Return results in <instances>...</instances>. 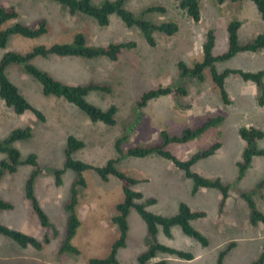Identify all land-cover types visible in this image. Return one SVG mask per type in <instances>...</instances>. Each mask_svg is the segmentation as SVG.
<instances>
[{
  "label": "rangeland",
  "instance_id": "374dc122",
  "mask_svg": "<svg viewBox=\"0 0 264 264\" xmlns=\"http://www.w3.org/2000/svg\"><path fill=\"white\" fill-rule=\"evenodd\" d=\"M105 1L113 0H92V4L100 6ZM8 6H13L18 12L17 22L30 27L44 22L47 33L36 39L9 36L6 49H0V59L7 51L27 53L38 46L49 48L54 44L70 43L78 33L85 37L88 45L135 42L136 48L123 50L116 61L103 57L55 56L37 57L31 61V65L64 84L110 86L109 93L91 91L85 99L101 110L115 107L113 126L93 122L74 105L45 95L42 86L21 66L12 65L5 70L9 81L34 109L43 114L44 120H37L30 111L16 115L0 100V143L15 129L31 128L30 138L12 144L19 152L20 164L14 172L4 170L0 177V199L12 206L9 210L0 211V224L40 241L48 238L49 243L41 250L22 248L0 235V264H88L90 259L106 258L118 239L119 232L112 223V217L115 207L124 198L121 182L115 176L103 181L94 170H85L81 173L85 185L76 186L78 203L75 214L79 227L71 240L79 254L59 252L69 216L65 205L77 179L76 172L64 169V151L69 137L84 144L83 148L72 153L73 160L102 167L114 159L117 170L139 181L133 189L142 193L144 199L156 200L154 204L146 205L148 212L171 217L177 214L180 203L192 211L204 212L205 216L192 221L191 226L207 238V247L184 235L177 226L171 229L170 237L159 229L155 236L158 244L187 252L193 259L181 260L158 253L152 262L216 264L219 255L231 243L235 246L226 253L222 264H253L257 261L264 245V229L249 226L248 209L241 194L250 191L264 178V154L252 158L240 180H237L236 163L245 147L238 129L253 126L264 135V99L259 105L255 85L244 82L238 75H230L225 79L224 87L231 104L225 105L208 69L203 71V80L199 81L182 78L178 68L179 63L192 67L202 61V44L208 31H212L214 36L212 55L225 53L228 48L226 28L233 20L240 22L238 41L241 44L263 32L264 20L255 6L249 0H225L221 5L215 0H199L200 20L194 22L176 8L174 0H124V8L138 19L153 24L169 20L177 23L179 30L172 36L155 32L156 44L153 47L145 42L137 28L126 27L115 15L110 17L107 26H99L94 19L80 13L70 15L63 5L49 0H0V7ZM150 7H161L165 12H146ZM12 23H4L0 30ZM214 66L218 73L225 70L263 71L264 50L239 53ZM158 87H182L186 95L159 97L138 108L142 95ZM209 115H220L223 122L196 140L170 144L166 150L180 160H186L216 141L221 143L214 155L198 161L191 168L205 178H220L230 185L229 197L221 209V196L217 190L201 188L193 194V182L172 162L159 156L120 158L115 150V141L125 133L129 137L122 144L123 149L156 142L162 130L179 134L185 127L201 124ZM256 149L264 151V136L256 142ZM30 156L35 157V165L25 163ZM5 159L6 154L0 153V162ZM58 171L62 172L59 185L56 181ZM34 173L33 194L49 218L51 227L48 230L41 228L31 201L26 198V184ZM252 198L258 208L264 210V188L254 190ZM126 220L125 246L118 250L117 260L119 264H137L138 256L149 247L147 227L134 209L129 210ZM233 222L237 226L233 227Z\"/></svg>",
  "mask_w": 264,
  "mask_h": 264
},
{
  "label": "trees",
  "instance_id": "16d2710c",
  "mask_svg": "<svg viewBox=\"0 0 264 264\" xmlns=\"http://www.w3.org/2000/svg\"><path fill=\"white\" fill-rule=\"evenodd\" d=\"M63 5L70 15L77 13L86 15L96 21L99 26H107L111 16L115 15L128 28H137L145 42L153 47L155 46L154 33L159 32L166 36L176 34L179 27L176 22L169 20L160 24H153L147 20L136 18L132 12L126 10L123 6L124 0L105 1L100 6H94L92 0H49ZM217 4L221 5L225 0H215ZM232 2L242 0H231ZM256 8L260 18L264 20V0H249ZM177 9L183 11L194 22L200 20L199 0H174ZM146 12L149 13H164L165 9L161 7H150ZM18 12L13 6L0 7V26L6 22H13L9 27L0 30V49H6L9 36L18 35L27 39H36L47 33L46 24L44 22L38 23L36 26L30 27L23 25L16 20L18 19ZM240 22L233 20L227 24V51L221 55H212V48L214 46V36L212 31H208L205 35V42L202 44L203 59L201 62H196L192 67H187L183 63L178 64L180 69V76L182 78H192L199 81L203 80V71L208 69L213 83L219 90L222 102L225 105L231 104L228 93L225 90V79L230 75H238L244 82H250L256 87V99L259 105H262L264 99V70L258 72H243L241 70H225L218 73L215 70L217 62H223L231 59L239 53H258L264 50V31L259 33L251 41L246 43H239L238 29ZM136 48L135 42L118 43L113 42L104 46L88 45L85 37L78 33L74 36L70 43L54 44L49 48L44 46L34 47L27 53H19L7 51L0 59V100H2L6 107L11 108L16 115H22L30 111L37 120H44L43 114L34 109L26 99L21 95L16 86H14L7 76L5 70L12 66H21L24 71L33 79H35L41 86L45 95L55 96L61 98L66 102L74 105L81 110L91 121L101 122L107 126L115 124L116 108L110 107L107 110H101L96 106L86 101V96L91 91H99L104 93L110 92V86L101 84H89L87 86H79L73 84H64L55 80L48 73L31 65L34 58H48L55 56L59 58H83L96 59L107 58L110 61H116L123 50ZM186 91L182 87H158L155 90L144 93L138 103V108H143L148 101L157 99L163 96L180 97L185 96ZM223 122V117L220 115H209L205 120L193 127L183 128L179 134H170L164 130L160 131L158 140L156 142L130 147L122 148V144L126 143L129 135L125 133L121 138L115 141V150L120 158L134 157L145 158L149 156H159L165 160L173 163L174 167L184 172L185 177L193 182L192 193H196L199 189H214L217 190L221 196L219 208L224 205L225 200L229 197L230 185L223 182L220 178H205L201 174L191 170L193 165L198 161L204 160L209 156L214 155L221 147V143L216 141L208 148L195 152L186 160H180L171 152L166 150L170 144H186L196 140L206 131L211 128H217ZM239 137L244 141L245 147L241 154V159L236 163L238 169L237 180H240L249 168L251 160L255 156H261L264 151L256 149V142L263 138V132L253 126L240 127L238 129ZM31 137V128L26 126L21 129H15L8 136L3 143H0V153L6 154V159L0 162V177L4 170L14 172L19 162V152L12 147L15 141L28 139ZM84 147L82 141L74 137H69L67 147L64 151V169H69L77 173V179L73 182L71 187L70 200L65 205V210L69 213L66 220L65 238L62 242L60 253L68 252L70 254H79V251L71 245V240L79 227V219L75 214V207L77 206V191L76 186H84V180L81 173L85 170H94L103 181H107L110 176H115L121 182L123 191V201L115 207V215L112 217V223L116 226L119 237L112 245L109 255L104 259H90L88 264H119L117 260V252L125 246L126 235L128 231L127 215L130 209H134L147 227L149 245L146 252L138 256L137 264H167L165 260L152 262V259L158 253L174 256L181 260H192L193 256L187 252L175 250L164 245L158 244L155 236L158 230L161 229L166 237L171 236V229L179 227L181 232L195 240L203 247H207L209 242L207 238L198 230L191 226V222L205 216L204 212L192 211L186 204L180 203L178 212L171 217L155 215L148 212L145 207L156 202L153 198H143L142 193L135 191L133 187L139 181L127 176L125 173L116 169V160L111 159L102 167H93L78 160H73L71 155L74 151ZM26 164L35 165V157L30 156ZM62 172H56L57 184H60L59 176ZM36 173L32 174L26 184V198L31 201L33 213L37 216L41 228L48 230L51 227L49 218L42 211L37 199L33 194V183ZM264 188V178L256 184L250 191L241 194V197L246 202L248 209V222L251 226L256 227L259 224L264 226V211L259 209L252 198V192L256 189ZM12 206L0 199V211L9 210ZM0 235L7 237L22 248L32 247L36 250H41L45 244L49 243L48 238L42 241L35 237L24 234L20 231L9 229L0 224ZM235 246L234 243L229 244L228 248L223 251L218 258L216 264H222V260L226 253ZM264 262V245L262 252L253 264H263Z\"/></svg>",
  "mask_w": 264,
  "mask_h": 264
},
{
  "label": "crops",
  "instance_id": "0c3cea01",
  "mask_svg": "<svg viewBox=\"0 0 264 264\" xmlns=\"http://www.w3.org/2000/svg\"><path fill=\"white\" fill-rule=\"evenodd\" d=\"M255 10H256V8H255ZM256 12H257V11H256ZM263 211H264V210H263ZM248 224H249V222H248ZM232 226H233V227L237 226V225H236V222H233ZM249 226H251V225L249 224ZM260 226L264 229V226H263L262 224H259V225L256 226V227H260ZM32 237H33V236H32ZM35 238H36V237H35ZM233 242H234V241H233ZM54 264H55V263H54Z\"/></svg>",
  "mask_w": 264,
  "mask_h": 264
}]
</instances>
